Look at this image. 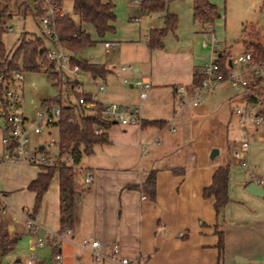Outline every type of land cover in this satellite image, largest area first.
<instances>
[{"label":"crops","instance_id":"crops-1","mask_svg":"<svg viewBox=\"0 0 264 264\" xmlns=\"http://www.w3.org/2000/svg\"><path fill=\"white\" fill-rule=\"evenodd\" d=\"M65 3L66 0L61 5L62 13H68ZM137 11H142L140 4ZM160 16L164 24L151 28L165 25L164 12ZM113 25L114 31L106 35L113 34L115 39L105 40L116 42L118 62L106 63L108 72L98 76L106 84L100 99L138 104L144 119L130 125L112 122L107 128L108 141L95 144L90 160L80 162L93 172L94 180L90 185H78L75 224L61 242L64 264L79 248L89 253L82 246L85 238L99 240L105 255L118 242L121 254L131 258L145 256L149 264H239L242 260L263 264L264 195L252 193L246 187L252 181L258 182L257 178L264 187V121L250 127L249 165L245 166L233 156L244 133L234 112L247 102L244 91L225 81L204 92L198 104L193 103L194 72L202 73L204 62L215 51L219 56L229 51L214 47L198 51L195 46L165 49L163 43L151 48L147 41H140L135 25L129 26L130 33L123 36L116 35V19ZM212 27L195 21L188 38L216 40ZM86 30L95 38L94 27ZM175 36L182 38L178 33ZM125 63L134 64L133 70H121ZM125 76L151 79L153 87L148 96L142 100L139 88L123 81ZM247 76L254 77L251 72ZM259 76L264 86V71ZM178 84L187 85L189 94L177 93ZM146 120L163 124H144ZM214 147L219 148L216 155H221L217 162L211 160L216 156L211 157ZM25 163L6 161L0 168V189L12 206L0 211V228H8L10 235L21 233L17 243L1 258V264H13L30 250L32 238L27 228L17 224V212L23 208L33 212L36 193L28 185L45 170ZM221 164L230 166L229 201L218 215L214 197H205L203 189L211 184ZM175 168L183 171L176 172ZM151 170H156L155 199L128 186L142 183ZM33 215L41 233L48 237L47 244L37 249L38 255L43 264H53L56 238L50 233L59 232L61 227L59 172L54 174L39 210ZM220 231L224 237L222 247Z\"/></svg>","mask_w":264,"mask_h":264},{"label":"built area","instance_id":"built-area-1","mask_svg":"<svg viewBox=\"0 0 264 264\" xmlns=\"http://www.w3.org/2000/svg\"><path fill=\"white\" fill-rule=\"evenodd\" d=\"M138 1V0H137ZM0 6L6 10L9 18L0 14V28L3 30H11L13 26L10 21L12 16L19 13L16 8L9 9L7 3ZM141 3V0H140ZM43 14L40 16L44 26V31L53 39V44L47 49L45 59L48 65L44 62V57L40 58V63L43 68H48L51 71L59 73V82L65 86L62 91L66 104H70L74 108L75 114H78L80 106H84L86 113H99L101 118L111 122H117L122 125L140 124L144 117L141 111V106L132 102L122 103L119 101H104L98 96V93L85 91L83 85L79 81L80 66L77 63H72L71 52L60 42L58 34L55 30V5L52 0H43ZM136 20H141V17H135ZM212 27L211 23L207 24ZM145 41L148 36L145 35ZM106 47L116 45L114 40H105ZM219 46L212 40V47ZM219 55L215 51L212 57L205 61L202 66L203 78L200 83L193 84V95L195 97L193 103L198 104L199 98L204 92L216 89L221 83L228 81L236 89H242L247 96V102L244 105L237 106L234 110L238 122L243 128L244 135L238 146L233 150V156L242 165L248 166V153L250 149V127L259 126L264 121V113L262 106L264 104V92L260 89L259 84H252L247 72H251L253 76H259L264 71V60L255 61L252 51L246 50L237 56H232L227 60L226 68H222L218 61ZM121 70L132 71L131 64H122ZM24 68H13L5 70L0 68V129L3 128L6 133L2 137L5 146L4 153L0 156V168L6 161L12 162H27L38 164L43 167L68 165L82 174V183L90 185L94 180V175L91 170H84L79 163L75 162L72 154L64 153L59 144V137H51L49 142L38 143L34 148L29 146V134L33 131L39 133L45 126H54L59 120L62 105L46 104L44 108L38 109L35 117L30 118L23 111V80L25 78ZM58 83V79L55 80ZM74 81V83H72ZM126 83H132L139 88L140 98L143 100L148 96L149 90L153 87L151 79L136 78L132 79L128 76L123 78ZM176 92L181 95H188L189 89L185 84H178L175 88ZM106 84L100 83L98 92L104 93ZM251 97H256V101H252ZM101 103L98 107L97 104ZM65 104V103H64ZM72 121L75 120L71 117ZM57 126V125H55ZM175 130V127H171ZM105 128L96 127V132H104ZM79 173V174H80ZM257 181L261 180L257 178ZM12 207L5 194L0 189V211H5ZM17 224L20 227H25L32 241L30 250L25 257H21L13 264H43L37 249L47 244L48 237L40 231V224L37 222L33 212L28 208H23L17 212ZM72 229L66 228L64 231L50 233L56 238V249L52 253L53 264H63L64 256L61 250V242L66 235L70 234ZM183 235V233H181ZM82 246L98 260L108 261L113 264H149L145 256L131 258L121 254L120 244L114 242L111 252L107 255L100 250V242L97 239L85 238ZM239 264H247L245 261H240ZM264 264V263H263Z\"/></svg>","mask_w":264,"mask_h":264},{"label":"trees","instance_id":"trees-1","mask_svg":"<svg viewBox=\"0 0 264 264\" xmlns=\"http://www.w3.org/2000/svg\"><path fill=\"white\" fill-rule=\"evenodd\" d=\"M55 5V30L58 34L60 42L71 52L72 63H77L81 69L90 72L93 76H104L108 72V68L104 64L83 61L75 56L80 50L88 45L98 43L99 40L94 39L92 34L84 29L81 24L69 13H62L61 5L64 0H52ZM169 0H141L140 9L146 12H164L165 25L163 27H154L150 29L148 34V45L151 48L159 47L163 42V37L169 31H175L179 24V16L168 10ZM43 0H32V5L29 0H23L19 4V8L25 9V12H32L37 16L43 14ZM73 9L79 14L81 20L90 23L98 37L103 38L109 31H114L113 21L116 19L114 3L104 0H72ZM264 5V0H263ZM0 14L7 15L4 8L0 6ZM219 7L212 0H194L193 17L195 21L201 23L205 27L208 23L214 22L215 18L220 16ZM3 29L0 28V68L11 70L13 68H24L25 70L38 71L44 69L48 72L49 77L54 80L60 79L59 73L43 68L40 63V58H43L47 49L53 44L51 36L45 31L42 35L24 33L20 43L16 49L8 55L5 46L2 42ZM248 49L252 51L255 61L264 60V44L260 40H245ZM251 48V49H250ZM229 54H222L218 61L222 68H226ZM44 62L47 60L44 57ZM48 65V64H47ZM203 74L198 71L194 72L193 84L201 82ZM252 84H260L262 76L250 77ZM74 83V81H72ZM261 85V84H260ZM264 86L261 85L260 88ZM63 96L60 94L55 98L43 97L42 104H60L62 111L59 120L55 125L59 128V144L61 150L66 154H72L75 162L80 163L84 154H92L95 144L107 142L109 139L107 128L112 124L109 120L101 118L99 113H86L85 107L80 106V112L75 114L74 108L70 104L63 103ZM252 101H256V97H251ZM264 105V104H263ZM98 107L101 103L97 104ZM74 117L75 120H70ZM163 124V121L146 120L144 124ZM105 128L106 131L97 133L96 127ZM45 171H41L29 183L28 188L36 193L33 213L37 212L41 206L42 198L48 189L50 182L56 172H59L60 177V231L66 228L71 229L75 224V199L80 193L78 187L79 171L72 166L60 165L43 167ZM84 170H90L85 168ZM174 171L181 172L182 168H175ZM230 166L221 164L217 167L213 174L210 185L204 187L203 195L205 197H214V207L219 215L226 203L229 201L228 181H229ZM129 187L140 189L146 192L152 199L156 198V170H151L146 175L144 181L140 184H130ZM220 247L223 246L224 237L220 231ZM21 237V233L10 235L8 228H0V264L1 258L12 249Z\"/></svg>","mask_w":264,"mask_h":264},{"label":"rangeland","instance_id":"rangeland-1","mask_svg":"<svg viewBox=\"0 0 264 264\" xmlns=\"http://www.w3.org/2000/svg\"><path fill=\"white\" fill-rule=\"evenodd\" d=\"M23 0H2L1 5L7 3L9 9H18L19 13L12 16L10 24L13 26L11 30H3L2 42L8 55L16 49L21 41L24 33H32L42 35L44 32V26L41 22V18L32 12H25L22 7L19 8V4ZM114 2L116 7V35L123 36L130 33L129 26L135 25L137 35L140 36V41L146 43L144 37L149 34L151 27L155 24H164L163 18L160 16L161 12H140L137 11V6L140 4V0H111ZM219 7L221 13L220 16L216 17L213 22V32L216 35V40L219 44L216 48L227 50L232 56H237L243 52L244 48L248 50V45L245 44V40H260L264 44V5L263 0H212ZM29 4L32 5V0H29ZM194 0H169L168 10L177 12L179 16V24L175 31H169L163 38V44L165 49L178 48V47H192L195 46L198 51H208L212 47L211 38H188L193 33L195 27V21L192 15V6ZM65 10L76 20L77 23L81 24L84 29H92L90 23H84L77 13L73 9L72 1L66 0ZM8 10H6L7 12ZM141 17V20H136L135 17ZM9 18V17H8ZM212 24V23H211ZM178 33L182 38H175V34ZM94 39L99 40L98 43L88 45L78 53L75 54L77 58L83 61H91L100 64L107 65L116 60V46L107 48L103 40L107 38L115 39L116 36L113 34L106 35L103 38L98 37L96 33L93 34ZM251 49V48H250ZM48 64V63H47ZM46 64V65H47ZM128 64V63H125ZM134 66V64H132ZM126 77V76H125ZM124 78V77H123ZM79 81L83 85L85 91L98 93L101 98L103 93L98 92V86L101 78L93 76L90 72L81 69L79 71ZM231 84V83H230ZM261 84V83H260ZM259 84V87L261 85ZM23 111L25 115L30 118L35 117V113L38 109H41L43 99V92H47L46 97L55 98L62 95L60 90L65 88L61 82L58 83L49 77V74L44 69L38 71H25V78L23 80ZM233 87V86H232ZM264 92V87L260 88ZM106 92V91H105ZM63 103H67L63 97ZM105 101H116V100H105ZM123 103V102H122ZM178 124V122H176ZM118 124V123H117ZM118 126H121L120 124ZM243 130V128H242ZM6 131L0 129V153H4L5 146L2 141L3 135ZM59 128L58 126H45L39 133L31 132L29 134V146L34 148L38 143L49 142L51 137H58ZM244 133L242 134V136ZM243 138V137H242ZM231 150V149H230ZM91 154H84L81 162L87 163L91 158ZM221 155H216L211 158L213 162L219 161ZM221 163V162H219ZM26 165L33 167L43 166L32 163H25ZM80 164V163H79ZM24 165V164H23ZM81 166V165H80ZM84 168V167H83ZM82 174H79L78 185L82 184ZM79 187V186H78ZM22 245V242H20ZM64 264V260H63ZM65 264H111L107 261L98 260L93 257L91 253H87L79 248V251L73 254V257ZM113 264V263H112Z\"/></svg>","mask_w":264,"mask_h":264},{"label":"water","instance_id":"water-1","mask_svg":"<svg viewBox=\"0 0 264 264\" xmlns=\"http://www.w3.org/2000/svg\"><path fill=\"white\" fill-rule=\"evenodd\" d=\"M42 95L46 97L48 95L47 92H43ZM219 148L214 147L211 151V157H214L216 154H218ZM246 189L252 193L258 194L263 196L264 195V187L263 185L259 184L258 182L252 181L250 182Z\"/></svg>","mask_w":264,"mask_h":264}]
</instances>
